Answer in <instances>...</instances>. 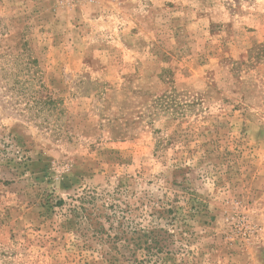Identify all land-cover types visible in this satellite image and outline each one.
Segmentation results:
<instances>
[{
  "label": "rangeland",
  "instance_id": "obj_1",
  "mask_svg": "<svg viewBox=\"0 0 264 264\" xmlns=\"http://www.w3.org/2000/svg\"><path fill=\"white\" fill-rule=\"evenodd\" d=\"M0 264H264V0H0Z\"/></svg>",
  "mask_w": 264,
  "mask_h": 264
},
{
  "label": "trees",
  "instance_id": "obj_2",
  "mask_svg": "<svg viewBox=\"0 0 264 264\" xmlns=\"http://www.w3.org/2000/svg\"><path fill=\"white\" fill-rule=\"evenodd\" d=\"M123 192L121 190H115L113 192H104V191H96L95 189L85 190L82 195L74 198L75 201L79 202V205L71 206L70 212H73L76 216L80 215L83 219H88V223L90 226L93 225L92 231L95 235V239L103 244L106 249L116 250L118 251L119 245H122V241H130L133 238H126L125 228L123 227V219H126V216L123 215L125 210L120 209L118 205V210L116 211L115 207L117 204L113 203L114 198H116L119 194L121 195ZM120 197V196H119ZM73 199V198H72ZM63 202V201H59ZM100 202V204L98 203ZM104 209H109L110 213H106ZM121 212V214H119ZM96 214V215H94ZM92 216H96L99 219L105 218V221L109 222L108 227L104 228V225L101 221H92ZM115 222V223H114ZM99 225V227H98ZM128 231L131 234H134L137 231H141V236L145 237L142 239V242L145 243L148 254L151 252L152 244L156 245L159 243L157 240L158 234L154 231L148 229V227H134L129 224ZM139 240V237H137ZM140 246V245H139ZM161 247H158L157 251H160ZM115 260V259H113Z\"/></svg>",
  "mask_w": 264,
  "mask_h": 264
}]
</instances>
